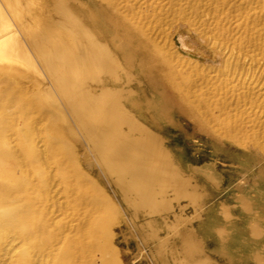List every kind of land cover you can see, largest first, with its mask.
<instances>
[{
    "label": "bare ground",
    "instance_id": "6f19581e",
    "mask_svg": "<svg viewBox=\"0 0 264 264\" xmlns=\"http://www.w3.org/2000/svg\"><path fill=\"white\" fill-rule=\"evenodd\" d=\"M85 1L0 0V264H124L116 195L127 206L134 231L152 242L160 236L144 230L140 214L152 218L171 211L174 198L196 203L200 197L199 184L167 140L134 114L139 101L130 103L134 90L127 85L136 77L134 69L158 68L165 76L171 62L112 0H98L97 6ZM79 155L89 170L94 163L113 193L87 173ZM239 202L251 216L250 234L261 238L264 224L257 213L252 216L255 203L245 195ZM223 207L234 225L231 208ZM216 229L231 237L225 225ZM177 235L171 254L159 244L150 250L152 262L144 263L197 264L189 258L202 235L195 227ZM251 251L254 263L264 264V246Z\"/></svg>",
    "mask_w": 264,
    "mask_h": 264
},
{
    "label": "rangeland",
    "instance_id": "374dc122",
    "mask_svg": "<svg viewBox=\"0 0 264 264\" xmlns=\"http://www.w3.org/2000/svg\"><path fill=\"white\" fill-rule=\"evenodd\" d=\"M94 1L100 3L98 0L85 2L97 6ZM112 6L117 7L115 9L132 24L140 26L158 46L159 56L166 57L172 64V68H167L169 75L166 74V77L159 75L163 72L158 68L143 71L136 68L135 79L127 85L128 89L134 90L130 103L133 105V100H138L141 105L133 109L134 114L142 120L145 118L143 121L151 124L167 140L184 162L193 181L199 184L201 192L197 202L193 203L186 197L174 198L172 213L176 211L189 216L185 222L194 224L205 239L209 253L206 260L209 263L255 264L251 250L264 245V235L257 239L250 234L248 226L251 216L242 211L239 196L245 195L255 203L252 216L257 213L254 217L258 216L256 219L264 224V0H112ZM167 75L172 81H167ZM180 86L183 90L178 93ZM163 91H166L164 96ZM223 102L227 106H218ZM166 103L169 104L170 119L165 115ZM226 129H229L228 135ZM228 142L234 145L228 146ZM247 142L253 145L244 147L241 144ZM225 144L226 148H222ZM79 148V154H83L84 148ZM82 156L81 166L87 168V173L103 189L113 193L112 185L98 173L94 163H91L92 170H89ZM116 196L115 202L121 206L115 215L122 217L118 237L119 243L126 249L123 253L124 264L151 263L150 250L157 240L148 241L141 235L140 238L133 229L127 206L119 195ZM224 203L233 211L231 218L234 225H230L231 221L223 213ZM174 218V215L140 217L144 230L151 229L148 223L152 221L161 239L170 234L169 226ZM219 225H225L231 237L228 235L225 239L218 235L216 228ZM232 238H237L236 242ZM136 248H140V251Z\"/></svg>",
    "mask_w": 264,
    "mask_h": 264
},
{
    "label": "crops",
    "instance_id": "0c3cea01",
    "mask_svg": "<svg viewBox=\"0 0 264 264\" xmlns=\"http://www.w3.org/2000/svg\"><path fill=\"white\" fill-rule=\"evenodd\" d=\"M120 198L121 195L119 194ZM223 207V206H222ZM224 208V207H223ZM173 209V208H172ZM171 209V210H172ZM231 211V210H230ZM224 213V211H223ZM231 213L233 214V211H231ZM166 214V215H165ZM245 214V213H244ZM171 216V215H174L175 218L173 220V223L170 224L169 226V229H170V234L167 235L165 238H167V242L164 241V239H161L162 237L160 238H157L155 240H157V243L152 247V253H154L156 251V248L159 247V244H161V248H163V250H167V253L168 254H171L172 250H175L177 248L176 246V243H177V238L178 235L177 234H182V233H186V232H190L191 231V227H195L194 224L192 223H187L185 221L188 220L189 216L186 217V215L184 213H181V214H178L176 213V211H174V213H172V211L170 212H167V213H164V214H158L156 216ZM144 216V214H140L137 218H138V221H139V224L143 225V223H141V219L140 217ZM233 216V215H232ZM177 222H176V221ZM192 221V219L190 220V222ZM185 222V223H184ZM152 227H151V232L154 233L156 232L152 222H150ZM189 224V225H188ZM144 226V225H143ZM179 227V228H178ZM175 230V231H174ZM178 232V233H177ZM203 237V236H202ZM194 243L196 244L197 248H196V254L194 256H192V258H189L191 260V262L193 263H197V264H206L208 261L206 260L207 259V250H206V241L205 239L203 238L202 240H198V241H194ZM264 246V245H263ZM202 251V252H201ZM198 252V254H197ZM204 252V253H203ZM251 255H253V253L251 252ZM153 257V256H152ZM253 257V256H252ZM254 260V258H253ZM263 262H264V256H263Z\"/></svg>",
    "mask_w": 264,
    "mask_h": 264
}]
</instances>
